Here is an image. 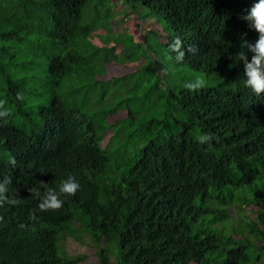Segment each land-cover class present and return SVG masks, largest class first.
Returning a JSON list of instances; mask_svg holds the SVG:
<instances>
[{"label": "trees", "instance_id": "16d2710c", "mask_svg": "<svg viewBox=\"0 0 264 264\" xmlns=\"http://www.w3.org/2000/svg\"><path fill=\"white\" fill-rule=\"evenodd\" d=\"M86 1L0 0V23L35 45L43 86L62 90L37 105L35 129L26 131L11 115L0 120V183L10 180L0 194V264L84 262L88 257L57 253L56 243L68 236L81 244L89 237L96 264H264V93L246 86L235 56L243 40L259 38L240 19L257 0H124L166 26L132 44L149 59L138 55L140 69L157 66V52L190 71L178 81L168 74L176 82L165 85L161 99L168 102L151 117L135 111L139 97L129 96L127 85L112 93L138 69L104 79L111 57L84 65L77 46L102 56L122 45L90 42L96 32L81 23ZM197 75L206 87L188 90ZM198 132L219 139L202 145ZM70 175L79 183L75 195H62L58 210H40L29 189L43 193V181L58 192ZM12 198L22 203L11 206ZM243 206L255 208L251 216Z\"/></svg>", "mask_w": 264, "mask_h": 264}, {"label": "rangeland", "instance_id": "374dc122", "mask_svg": "<svg viewBox=\"0 0 264 264\" xmlns=\"http://www.w3.org/2000/svg\"><path fill=\"white\" fill-rule=\"evenodd\" d=\"M147 13L148 9L141 6L139 2L126 4L124 0H87L82 8L81 23L91 25L94 32H96L94 34L95 39L89 38L90 42L94 43L96 41L94 44L100 43L102 45L113 42L118 47L121 43L122 45L113 55L108 52L102 56L100 54L95 56L90 53V47L77 46V50H82L85 55L84 65L99 64V58L106 56L111 57L112 61L114 60L113 62L116 65L111 63L107 66L104 79L126 72L132 73L138 69L137 73L130 75L124 82L116 81L113 84L112 93L122 91V86L127 85L129 96L139 97L138 100L131 103L135 111L146 117H151L152 115H159L162 111L161 105L168 102L161 99L165 85L178 81L182 74L187 75L190 71L188 69L183 70L174 61L166 62L157 52H155V58L151 59H154V61L159 60L160 63L157 66L150 64V71L145 70L146 68L140 69L145 62L142 58L135 60L138 55H143L147 61L149 59L144 48L138 50L132 44L141 43V37L145 32L153 36L150 30L156 29L160 32L166 27L163 20H158L157 15L150 17ZM137 19L144 20L141 23L145 24H140V20L137 21L139 25L136 22L132 23V20L136 21ZM12 27L10 24L3 23V21L0 23V100L6 101L5 108L10 111L13 122L26 131H30L37 126L38 115L35 113L37 105L40 102L46 103L53 92L58 94L62 90L57 88L56 91L48 86H43L48 80L44 79L41 67L37 65L35 45L27 41L23 31L16 33L15 29L12 30ZM124 30L126 31L123 32ZM125 45L129 47V50L121 53L122 47ZM152 70L159 73V78L158 75L151 74ZM170 72L175 76L176 81L168 78ZM100 77L103 76L98 73L95 78L102 83V80L98 79ZM7 78L18 81L17 86L8 84ZM85 81H88L87 78ZM102 88L105 90V85H102ZM99 89L101 90V87ZM18 93L23 97L22 99L17 98ZM120 96L118 95L117 99ZM62 97L64 98L65 95ZM153 105H155V109H151ZM121 117L122 115L118 114L114 119L109 120L113 121ZM111 135V131L105 133L101 142L103 146ZM242 209L247 216H251L250 210H255L252 206H243ZM235 211L236 208L231 207L230 214L234 215ZM56 250L59 255L61 251H64L71 256L88 257L80 264H96V248L89 237H85V243L81 244L68 236L61 243H56ZM262 262L264 263V258Z\"/></svg>", "mask_w": 264, "mask_h": 264}, {"label": "clouds", "instance_id": "9594fccd", "mask_svg": "<svg viewBox=\"0 0 264 264\" xmlns=\"http://www.w3.org/2000/svg\"><path fill=\"white\" fill-rule=\"evenodd\" d=\"M240 19L246 21L250 28H254L259 33V38L255 44L248 43L243 40L240 45V50L235 55L240 62L244 64L245 72V84L247 87L259 95L264 93V0H257L253 6L246 11V14L242 15ZM246 35V34H245ZM251 53V60L249 61L248 54ZM182 54L177 56V59H181ZM207 81L202 75H197L194 80L185 83V87L190 91H196L206 87ZM18 99L23 97L18 93ZM6 101L0 100V120L7 123V118L11 115L10 111L5 108ZM197 142L200 144H208L211 147L213 141H218V137L214 133L210 132H198L196 136ZM14 163V161H13ZM10 183V180L5 179L3 183H0V194L6 191V186ZM40 187L46 189L41 193L39 188L33 187L29 189L30 194L40 199L38 205L42 211L58 210L63 205L61 196H71L79 190V183L74 176H68L66 179L60 182L59 191L57 192L53 188H49L47 183L39 181ZM6 202L11 206H16L22 201L17 198L7 199ZM3 218L0 217V220ZM29 219L36 221L35 210L29 213ZM24 227V225H21Z\"/></svg>", "mask_w": 264, "mask_h": 264}]
</instances>
